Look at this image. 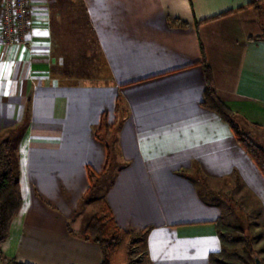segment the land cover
<instances>
[{
  "label": "crops",
  "instance_id": "1",
  "mask_svg": "<svg viewBox=\"0 0 264 264\" xmlns=\"http://www.w3.org/2000/svg\"><path fill=\"white\" fill-rule=\"evenodd\" d=\"M77 1L96 48L70 60L56 53L52 24ZM258 1L31 0L25 43L0 36V141L14 144L22 194L2 246L7 258L102 264L100 247L82 232L104 203L121 230L145 233L146 264H210L223 250V203L240 212L234 196L252 199L246 211L264 220L263 173L230 125L202 105L203 48L218 97L264 147ZM90 69L96 74L78 75ZM93 75L101 82H72ZM104 113L119 123L107 189L95 214L82 215L93 193L89 169L101 174L109 162L95 134Z\"/></svg>",
  "mask_w": 264,
  "mask_h": 264
},
{
  "label": "trees",
  "instance_id": "2",
  "mask_svg": "<svg viewBox=\"0 0 264 264\" xmlns=\"http://www.w3.org/2000/svg\"><path fill=\"white\" fill-rule=\"evenodd\" d=\"M254 4L262 6L264 0L254 2ZM83 9L85 11V18L88 21L85 6H83ZM231 13L229 12L221 16H227ZM208 21L198 22L196 23V27L199 28L201 24ZM176 23L182 27H187L188 25L182 21H176ZM93 44L95 45V43ZM202 52L203 59L201 64L206 77L203 107L216 112L230 125L240 145L246 150L264 175V147L259 145L249 133L242 130L236 114L218 97L212 70L206 61L203 48ZM117 110L119 112V102ZM115 130V125L108 123L107 114L104 113L102 123L96 128L95 134L97 139L106 144L109 162L105 171L101 174H97L94 170L89 169L91 180L90 193L98 188L96 181L99 180L100 184H102L111 170L110 159L116 142ZM14 150L15 147L12 140L6 139L0 141V264H23L17 262L15 259L7 258L2 252V246L10 236L11 224L22 208V194ZM217 229L223 250L210 255V264H249L238 254L234 253L237 249L250 245L245 229L231 226L225 223L223 219L218 221ZM70 233L73 232L70 230ZM82 236L100 247L103 257L102 264H146L145 233L140 235L121 230L117 226L107 203H104L100 212L88 221L82 232ZM140 246L144 247L145 251H142Z\"/></svg>",
  "mask_w": 264,
  "mask_h": 264
},
{
  "label": "rangeland",
  "instance_id": "3",
  "mask_svg": "<svg viewBox=\"0 0 264 264\" xmlns=\"http://www.w3.org/2000/svg\"><path fill=\"white\" fill-rule=\"evenodd\" d=\"M84 12L85 11L80 1H77L72 4L69 3L63 4L58 17L54 20L52 24L55 31L54 32L55 35L52 41L55 46L54 49L56 50V53L62 54L66 58L68 57L70 60L72 57L76 55L78 57H81L80 53L81 54L86 53L87 49L91 51L92 47L94 46L93 43H95L96 41V36L94 32H92L89 22L85 18ZM93 70L94 69H90L88 73H86L84 70H78V75L81 76L83 74H90V73L96 74ZM94 76L95 75H93V77L91 78L93 80L90 81H72V82H79V83L101 82L100 80L102 78L94 77ZM114 125L115 128H117L119 123H116ZM239 126L242 128V130L249 133L253 137V135L250 133L249 130H247V128L244 125L240 123ZM98 184H100L99 180L96 181V185L98 186V188L95 191H93L92 195L88 198L87 201L88 203L82 204L81 206L82 212L80 214L83 215L85 214V212L86 213L88 212L90 215H92L95 214V212L97 211V207L99 205L101 207V204H99V202H101V200L103 199L104 193L107 189L106 184H108V182L104 181L102 184L100 185ZM233 195H235L234 192ZM233 200H235L236 203H238L240 212L234 213L233 210L226 204V202L223 201L224 212H225L224 219L226 223L229 225L231 224V226H238V227L240 226L244 228L247 236L249 237L248 242L250 244L249 246L237 249L236 251H234V253L238 254V256L242 257L249 264H257V259L261 261V264H264V231H263L264 220H262V215L260 214L261 217L258 218V215L255 214L254 216L256 217L254 218L253 215H250L252 213L251 211L249 212L246 211L247 210L246 206L252 203V199L250 200L248 198H241L239 196H234ZM254 203L255 202H253V204ZM85 209L87 211H84ZM253 209L257 210L256 212L258 214L260 213L258 207L255 206ZM238 217L239 220L241 219L240 221L238 220ZM254 222L255 225L256 224L257 225L256 226L254 225V227H252L251 223ZM141 248L142 251H145L144 247Z\"/></svg>",
  "mask_w": 264,
  "mask_h": 264
},
{
  "label": "built area",
  "instance_id": "4",
  "mask_svg": "<svg viewBox=\"0 0 264 264\" xmlns=\"http://www.w3.org/2000/svg\"><path fill=\"white\" fill-rule=\"evenodd\" d=\"M31 0H0V36L7 45H23L32 28Z\"/></svg>",
  "mask_w": 264,
  "mask_h": 264
},
{
  "label": "water",
  "instance_id": "5",
  "mask_svg": "<svg viewBox=\"0 0 264 264\" xmlns=\"http://www.w3.org/2000/svg\"><path fill=\"white\" fill-rule=\"evenodd\" d=\"M257 264H261V261L259 259H257Z\"/></svg>",
  "mask_w": 264,
  "mask_h": 264
}]
</instances>
